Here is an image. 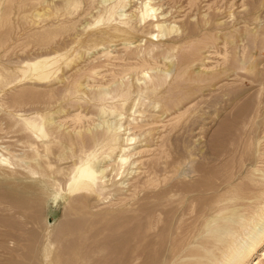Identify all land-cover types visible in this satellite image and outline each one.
Instances as JSON below:
<instances>
[{
    "label": "bare ground",
    "instance_id": "bare-ground-1",
    "mask_svg": "<svg viewBox=\"0 0 264 264\" xmlns=\"http://www.w3.org/2000/svg\"><path fill=\"white\" fill-rule=\"evenodd\" d=\"M88 2H91L92 5V0H88ZM103 2L108 3V1ZM80 3V0L50 2L46 7V13L40 12L45 15L44 18L36 12L34 18L40 19L41 17L42 21L40 22V19L39 22L37 20L34 22V20L28 24V27H23L25 33L29 36L33 31H35L33 33H44L58 27L74 30V26L80 21L71 20L70 16L73 14L72 10L79 7ZM105 4L98 11L95 9L97 12L93 13L95 10L91 6L93 8L84 9L86 11L79 15V18L90 15H95L97 18L92 26L88 24L84 29L105 27L104 30L89 35L88 42L104 44L124 41L123 48L126 54L123 53L125 58L120 59L124 66H122L120 74L114 75L115 78L126 77L127 79L128 75L133 74L137 77L136 82H138L141 80L138 79V75H141L146 82L144 87H139V84L133 86L130 82L122 83L114 92L100 89L90 96L88 103L97 108L100 119L107 114L112 117L118 109L123 111L128 103H131L129 111L133 115L138 114L140 110L136 109L140 106L144 108L146 102L147 108L157 109L159 101L156 100V97L159 95L160 89L166 85L167 79L158 74L149 75V70L153 68V65L151 68L146 62L149 54L147 50L150 49H141V44L132 49L129 47L131 44L128 41L137 38L146 28L150 30L148 36L156 38L157 42L163 38L166 39V37L170 38L168 36L173 35L177 30H175L174 24L168 23L166 14L159 13L160 8H156L152 0H110L108 5L105 6ZM22 7L20 6L19 9ZM78 10L80 9L77 8V12ZM22 18H25L24 14ZM8 21L9 12L0 15V27L7 25ZM261 29L263 32L259 36L263 40L262 53L264 54V27ZM46 37L47 35L38 39L36 45L38 51L47 49V46L50 47ZM69 37H71L70 42L64 44L61 51H66L73 45L81 43L79 35L71 33ZM54 38H58V36ZM175 41L169 43L167 48L169 52L176 50ZM98 47L101 48L99 45H93L92 50H96ZM150 48H152L151 45ZM9 51L0 53V85L5 84L0 90V112L15 110V117L20 123L19 130L16 131L20 134L17 141L18 147L23 146L28 152L19 156V165L15 166L19 167L20 171L28 172L31 175V180L20 182L26 192L33 193L34 183H37L34 179L37 176L46 178L48 184L54 185L55 176L62 175L65 179L62 183L64 184L63 191L60 189L61 192L54 198L55 203L61 199L66 205H69V202L73 200L74 202L71 204H76V199H82L100 204L110 198H117L114 205L119 206V209L111 210V208L102 214L108 216L114 212L127 211V217L131 223V226L126 227V229L131 227L130 230L128 229L131 234L129 243L126 240V236L129 234L125 236V240L129 244V247H126L129 249L126 261L128 264H264V167H257L259 162L264 165V153H262L264 147L260 142L264 140V126L259 125V129L254 128L259 114L264 112L261 101L257 100V104L251 108L244 100L245 91L242 93L239 91L237 96L233 94V91L227 93L223 108L227 107L229 112L225 115V119L220 121L222 118H219L218 110L213 109L206 118L208 121L206 124L210 129L206 133H201L202 131L196 133L194 149H192L193 151L188 150L192 153L188 154V157L183 155L185 159L182 156L183 160L176 164H160L163 167L161 166L162 168L159 169L158 175L157 168L160 166L148 165L143 160L148 153L147 149H150L148 141L153 132L151 127L155 123L148 117L145 118L142 110L140 122L133 118L132 121L128 120L124 124L118 122L113 125L109 124L108 119L105 120L106 123L98 124L99 129L84 127V130H82L84 123L92 120L88 115L78 113L73 117L70 116L69 119L75 126H79L77 129H80H75L73 134H71L72 132L65 133L64 130L62 131V125L59 124L62 121L59 123L58 120L54 121V118L49 114V97L56 94L52 90L49 91V82L57 81L54 76L64 69L63 66L66 69L70 66L69 60L65 59L66 55H63L64 52L53 54L54 57L49 55V52H33L18 56L14 52L10 54ZM100 51L103 52V56H110L111 52H108V48L105 47ZM248 58L246 63L254 59L253 56H248ZM151 60L154 61V59ZM79 61L81 62V58ZM256 67L257 65L249 67L248 64H245L240 67H232L223 73L216 72L205 77L198 76L196 79V76L191 78L185 69L177 76V81L211 82L224 76L226 80L230 78L229 81L234 77L244 81L241 83L251 84L249 82L264 75V65L261 64L258 70ZM156 68L158 67L156 66ZM75 69H77L76 66ZM95 69V67L91 68V71L88 72L90 80L98 76ZM14 74L19 76L16 77ZM9 77L14 79L9 80ZM66 77L64 80L67 79ZM122 78L121 80H123ZM82 85L79 79L73 80L62 93L61 99L76 102L75 105L83 104L81 93H84L85 89ZM227 88L229 87L227 86ZM135 94L136 97L133 96ZM108 103H111L109 109L106 106ZM72 107L71 109H75L74 106ZM161 108L164 112H169L175 108V105L165 104ZM119 116L121 118L124 115L119 114ZM12 117L13 120L16 119L14 116ZM67 118L63 120H67ZM201 130L203 129L201 128ZM132 131L135 132V135L131 133ZM137 132L142 134L138 136L139 138L136 136ZM140 137H147V139L140 141ZM203 137L205 141H202ZM212 139L216 147L207 145ZM247 142L251 147L253 146L254 154L253 156L248 154L249 157L243 161L245 150H248V148L246 149ZM67 151L70 152V156L65 155ZM9 154L11 157L12 154L10 152ZM236 158L242 160L243 167L231 176L223 175L224 173L222 174L219 169L225 166L228 161ZM64 162L71 164L70 167H62L61 165H65ZM11 165L10 158L0 157V169L9 168ZM246 167L255 169L253 171L251 169L252 172L246 182H238L244 173L247 174ZM212 176H214L213 180ZM44 189H46L45 186ZM180 195H182L181 199ZM118 245H120L119 242Z\"/></svg>",
    "mask_w": 264,
    "mask_h": 264
},
{
    "label": "rangeland",
    "instance_id": "rangeland-1",
    "mask_svg": "<svg viewBox=\"0 0 264 264\" xmlns=\"http://www.w3.org/2000/svg\"><path fill=\"white\" fill-rule=\"evenodd\" d=\"M59 1L60 0H0V15L9 12L8 24L0 27V53L7 52L10 49V54L14 52V54L18 56L33 52H49V55L52 56L53 54H62V52H64L63 55H66L65 57L67 58L65 59L69 60L68 62L71 67L68 66V69H66L63 66L64 69H61L60 73L54 76L55 79L57 78V81L53 78V81L55 80L56 82H49V91L52 90L56 93L53 97H49V114L54 118V121L57 122L58 120V123L59 121L64 122L59 123L62 125L63 129H61L62 131L64 130L63 132H72L71 134H73L74 130L79 127L77 125L75 126V124L70 121L71 119H69L70 116L73 117L78 113L88 115L92 120L84 123L85 126H82V130H84L88 127L99 129L98 124H104L108 119V122L110 121L109 124L113 125L118 124V122L124 124L128 120L132 121L133 118L140 122V112L143 111L144 117H148L149 120L155 123V125L151 127L153 132L148 141L150 149L147 150L149 154L147 153L143 160L145 163L147 162L148 165L152 164L154 167L160 166L157 168L158 174L159 169L163 167L162 165H170L171 163L176 164L182 161L183 158L185 159L183 155L188 157V154L192 153L191 151H193L192 149H194L196 144V133L201 131V133H206L210 129L209 125L206 124L208 122L206 118L213 109L218 110L219 118H222L220 121L225 119V115L229 112L227 107L223 108L225 100L227 99V93H232L233 91V94L237 96L239 91H241V93L245 91L244 100L248 102L251 108L257 104V100L261 101L264 106V75L261 76L262 78L257 77L253 82H249L251 84L241 83L244 81L235 79L234 77L229 81L230 78L226 80L224 76H220L218 79L211 82L200 81L199 83L197 81L194 83L190 81L184 82V80L183 82L182 80L177 81V76L185 69L191 78L196 76V79L198 76L205 77L206 75L216 72L223 73L232 67H240L245 64H248L249 67H255L257 65V70L260 68L261 64L264 65V54L262 53L263 40L259 36L263 32L261 27H264V0H152L156 8H160L159 13L163 12V15L166 14V20L168 23L174 24L173 26H175V30L178 32L176 31L174 34L172 33L173 35L168 36L170 38L166 37L167 40L165 38L162 40L158 38L160 41L157 42L156 38L148 36L150 30L146 28L137 38L128 42L131 46L133 45L132 47L129 46L132 49L140 44L141 49H150L147 50L149 54L147 55L146 62L151 68V65H153L152 70L154 71L149 70V75L153 76L158 74L167 79L166 85L160 89L159 95L156 97V100L159 101V106L157 109H152L151 107L147 108L148 104L146 102L144 108L140 106L136 109L137 111L140 110L138 113L139 115L137 113L133 115L129 111L131 103H128L123 111L118 109L119 111L117 110V112L119 113L116 112L112 117L107 114L101 119L98 117L97 108L88 103L92 94L97 93L100 89L107 92H114L122 83L127 82H130L133 86L135 84V86H138L139 84V87H144L146 80H144L141 75H138V79L141 80L136 82L137 77L133 74L128 75L127 79L126 77L115 78L114 75L117 76V74H120L122 66H124L123 61L120 60L124 59V55L126 54L123 48L124 41L104 44H93L88 42L89 35L98 33L104 30L105 27L100 26L98 28L91 27L89 29H84L88 24L92 26L97 18L95 15L79 18V15L83 11L93 7L94 10L97 9L98 11L101 7H104L105 3L103 1H108V3L105 4L106 6L110 3V0H92V5L88 0H80L81 3L78 6L81 8L77 7L80 10L77 12V8L73 9V16H70L71 20L75 19L76 21H80L74 26L73 29L75 31H70L69 28L63 29L58 27L47 30L44 33H33L35 32L33 31L31 32L32 34L28 36L24 28L28 27V24L34 20V22H36V20L39 22L41 19V22L45 15H42L40 12H44L43 14H45L46 7L50 2L58 3ZM96 2L98 3L96 4ZM19 5L23 7L19 9ZM97 11L95 10L93 13ZM36 12L40 13L42 18H34ZM23 14L25 18L21 19ZM71 33L79 35L81 43L75 46L73 45L66 51H61L63 45L70 42L69 39L71 37H69V34L71 35ZM46 35L50 47L48 48L47 46V49L38 51L36 46L37 41L40 37H45ZM56 36H58V38H54ZM174 40H176L174 44L176 50L169 52V49H167L168 45ZM6 42L7 44L5 45ZM93 45H99L101 48L98 47L96 50H92ZM150 45L152 48H150ZM103 47L108 48L109 53L111 52L110 56H108L109 59L103 56L104 50H102L103 52L100 51L104 49ZM55 55L53 56L55 57ZM248 56H253L255 60L253 59L246 63L249 59ZM94 57L97 59H94ZM115 57L117 58L115 59ZM164 57L168 58V60ZM80 58L81 62L79 61ZM75 59L79 60L77 61ZM151 59H154V61ZM86 62L91 63L88 64ZM171 63L174 67H171ZM116 65L118 66L116 67ZM75 66L77 69H75ZM156 66L158 68H156ZM94 67L96 68L95 72L98 76H95L96 78H93L94 81L92 79L91 81L88 78V72ZM98 70L100 71L98 72ZM14 75H16V77L19 76L18 74ZM11 77H9V80L15 78L13 76L14 78L11 79ZM65 77L67 78L66 80H64ZM121 78L123 80H121ZM77 79L83 84L82 86L85 92L81 93L84 103L75 105L76 102L63 100L61 98L62 93L70 83ZM113 79L115 80L113 81ZM120 81L121 83H119ZM4 85H0V90L3 89ZM227 86L229 88H227ZM60 93L61 95H59ZM133 96L136 97V94ZM165 104H173L175 108L169 112H164L161 107ZM214 104L217 106L214 107ZM110 105L111 103L106 105L108 109ZM112 105L114 106V103ZM72 106H74L75 109H71L73 108ZM143 109L146 110L144 111ZM145 112L147 113L145 114ZM235 112L237 111L235 110ZM15 114V110H4L0 112V157L10 158V162L12 163L11 167L0 169V264H128L126 261L129 255V249H126V247H129L128 243L130 242L131 235L129 230L131 228V223H129L127 211L114 212L108 216L102 214L111 208V210H115V208L119 209V206L114 205L116 204L117 198H110L100 204H97L95 201L87 202L82 199H76V204H71L74 200L69 202L71 205L64 204L61 199H58L55 203L54 198H56V195L60 193L61 190L63 191L64 184L62 183L65 179L62 175H59V177L55 176L53 179V182H55L54 185L52 183L48 184L46 178L37 176L36 179L33 178L34 181L37 182L34 183L35 188L32 190L33 193L29 194L24 190V187H22L23 184L20 182L31 180V175L28 172L20 171L19 167L16 168V166L19 165V156H21L22 153L26 154L28 150L23 146L18 147L19 143H17V141L20 138V134L16 133V131L19 130L20 123L15 117ZM119 114H123L124 116L120 118ZM12 116L16 119L13 120L14 118ZM66 118L67 120H63ZM259 125L264 126V112L259 114L258 121L254 128L259 129ZM201 128L203 130H201ZM131 133L135 135L134 131ZM139 135L141 136L142 134L137 132L136 136L138 137ZM16 138L18 139L15 140ZM146 139L147 137H140V141ZM204 139L203 137L202 141H205ZM213 141L212 139L207 145L216 147ZM260 142L264 147V140ZM247 148L248 150H245L246 155L244 154L243 161L249 157L248 154H250V156L254 154L253 146L251 147L248 142L246 149ZM9 152L12 154L11 157ZM262 153H264V151ZM69 154L70 152L67 151L65 155L70 156ZM64 164L65 165H61L64 168H69L71 165L65 162ZM241 167H243L242 160L240 161L239 158H236L235 160L228 161V163L219 170L222 174L224 173L223 175L231 176ZM257 167H264V165L259 162ZM251 169L252 167H246L245 171L247 170V174L244 173L241 180L238 182H246L247 179H249L248 176L255 168H253L252 171ZM213 177L214 176L211 177L212 180ZM211 179L210 182H212ZM59 184L60 186H57ZM44 186L49 191H45L48 192L46 194L44 192V190H46ZM39 188L41 189L40 191ZM179 197L181 199L182 195ZM79 201L82 203L80 204ZM119 222L121 223L119 224ZM128 225L130 226L126 229ZM125 239L129 242L127 243ZM118 242L120 245H118ZM120 252L122 253L119 254Z\"/></svg>",
    "mask_w": 264,
    "mask_h": 264
}]
</instances>
